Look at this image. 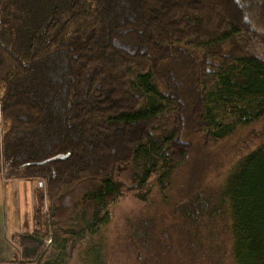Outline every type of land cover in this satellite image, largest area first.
Wrapping results in <instances>:
<instances>
[{"label": "trees", "instance_id": "1", "mask_svg": "<svg viewBox=\"0 0 264 264\" xmlns=\"http://www.w3.org/2000/svg\"><path fill=\"white\" fill-rule=\"evenodd\" d=\"M260 45L264 0H0V173L37 183L19 264L46 240L70 259L92 240L88 264H105L109 206L167 189L192 137L264 123ZM182 213L222 220L233 264H264V140Z\"/></svg>", "mask_w": 264, "mask_h": 264}, {"label": "rangeland", "instance_id": "2", "mask_svg": "<svg viewBox=\"0 0 264 264\" xmlns=\"http://www.w3.org/2000/svg\"><path fill=\"white\" fill-rule=\"evenodd\" d=\"M257 51L264 58V45ZM2 133L0 128V143ZM263 140V122L240 127L217 142L192 137L189 155L167 189H152L146 202L126 193L108 207L110 221L93 239L102 247L105 264H233L223 221L216 219L211 225L205 221L194 228L191 222L184 223L182 206L198 193L216 191L229 167ZM35 187L36 182L4 181L0 173V264L20 263L21 250L11 236L32 232ZM144 227L150 238L147 248L137 236ZM188 227L194 230L192 241L185 235ZM91 242H82L70 259L66 252L56 253L52 241L46 240L49 249L39 264H88L85 251Z\"/></svg>", "mask_w": 264, "mask_h": 264}, {"label": "water", "instance_id": "3", "mask_svg": "<svg viewBox=\"0 0 264 264\" xmlns=\"http://www.w3.org/2000/svg\"><path fill=\"white\" fill-rule=\"evenodd\" d=\"M61 158H62L61 156H56V157L52 158V160L61 159Z\"/></svg>", "mask_w": 264, "mask_h": 264}, {"label": "crops", "instance_id": "4", "mask_svg": "<svg viewBox=\"0 0 264 264\" xmlns=\"http://www.w3.org/2000/svg\"><path fill=\"white\" fill-rule=\"evenodd\" d=\"M2 181V180H1Z\"/></svg>", "mask_w": 264, "mask_h": 264}]
</instances>
